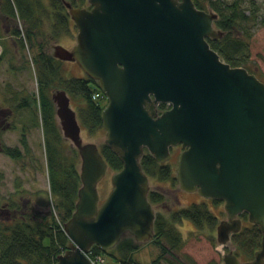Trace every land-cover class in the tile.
<instances>
[{"label":"water","instance_id":"water-1","mask_svg":"<svg viewBox=\"0 0 264 264\" xmlns=\"http://www.w3.org/2000/svg\"><path fill=\"white\" fill-rule=\"evenodd\" d=\"M86 1L87 7L65 3L76 43L54 45L53 56L75 61L106 96L104 143L122 167L98 204L108 164L95 143L82 142L70 96L54 90L58 125L80 157L77 199L62 226L69 242L55 264H90L85 252L92 245L110 249L125 232L138 243L148 240L155 212L141 157L146 149L162 163L176 146L180 188L224 201L217 241L225 244L240 230L244 211L262 233L252 260L240 263L228 251L222 264H264V81L210 47L207 38L224 32L214 27L217 13L193 0ZM159 103L169 107L159 111Z\"/></svg>","mask_w":264,"mask_h":264},{"label":"trees","instance_id":"trees-1","mask_svg":"<svg viewBox=\"0 0 264 264\" xmlns=\"http://www.w3.org/2000/svg\"><path fill=\"white\" fill-rule=\"evenodd\" d=\"M85 1L0 0V38L9 35L17 40L19 47L23 48L38 36L41 37V40L36 42L39 50L33 56L38 89L37 100L46 153L49 192L55 198L62 222L71 216L77 199V189L80 186L76 167L78 152L73 149L68 155L63 151L65 144L55 118L50 89L61 87L70 95L76 105L80 123L89 133L102 127L101 111L104 106L99 100L92 98L94 89L91 84L96 85V82L85 74L64 76L60 65L61 60L47 53L44 50V43L47 40L58 41L69 34L70 17L65 3L79 6ZM193 2L197 8L204 9L202 0H193ZM209 4L217 13L214 25L224 32L218 39L207 38L210 47L216 50L230 66L243 65L246 43L236 35L235 30L238 32L244 29L250 16L244 14L239 1L227 3L223 0H210ZM45 20L48 22L47 30L44 28ZM18 21L23 25V29L18 26ZM5 51L4 48L2 53ZM26 100L23 99L20 105H28ZM157 107L159 111H163L169 105L159 103ZM21 143L27 150L26 141L23 139ZM99 149L108 168L115 171L122 167L120 157L107 144L103 143ZM0 151L13 159L22 157L19 147L8 146L2 141H0ZM140 163L149 177L162 181L175 180L170 164L156 162L146 149ZM21 193L22 191L17 190L13 192L4 207L0 208V264H55L57 255L65 250L69 238L52 216L38 210L29 201L22 206L13 198L15 194ZM148 199L151 203H159L164 197L159 191L150 190ZM216 200L213 199V201ZM183 219L190 220L198 227L214 222L213 215L204 203H192L175 209L171 212L170 219H166L160 213H155L153 235L157 238L164 253L172 255L181 245L182 237L172 223ZM249 239H245L246 251L254 242L253 237ZM139 246L140 244L133 238L127 237L120 239L110 249L105 250L92 245L90 250L94 254L102 253L110 257L116 264H139L133 257L134 251ZM158 262V258L153 260L155 264Z\"/></svg>","mask_w":264,"mask_h":264},{"label":"rangeland","instance_id":"rangeland-1","mask_svg":"<svg viewBox=\"0 0 264 264\" xmlns=\"http://www.w3.org/2000/svg\"><path fill=\"white\" fill-rule=\"evenodd\" d=\"M202 1L204 2V10L216 12L209 4L210 0ZM223 1L227 3L239 1L244 14L250 16V19L244 25V29H240L238 32L235 30L236 35L246 43L244 48L245 63L241 66L249 72L255 73L259 79L264 81V0ZM88 5V2L85 1L79 6L87 7ZM253 9H255V12H253ZM47 25L48 22L45 20L44 28L46 30ZM18 26L23 29V25L19 21ZM214 27L216 26L214 25ZM76 32L77 27L70 19L69 34L58 41L47 40L44 43V50L53 56V47L56 44L71 49L76 43ZM40 40L41 37L38 36L31 43H27L25 47L21 48L17 40L9 35L0 38V107H4L1 114H7L6 121L0 125V141L8 146H17L22 151V157L19 159H13L0 151V208L4 207L5 202L12 197L13 192L16 190L22 191L21 194H15L13 198L22 206L29 201L38 210L52 216L62 226L64 222H62L60 212L56 207L55 198L49 192L46 153L37 100L38 89L33 56L39 50L36 42ZM4 48L6 51L2 53ZM60 65L62 74L66 77L85 74L75 61L61 60ZM96 86L91 84L94 89L93 92L100 93L97 100L105 106L107 103L106 96L101 94ZM59 88L62 89L61 87L50 89V98L51 93ZM23 99H27L28 105H20ZM70 105L77 114L76 105L71 97ZM78 121L80 123L79 118ZM80 126L82 142H93L100 148L106 139L105 129L101 127L89 133L87 129L82 127L81 123ZM23 139L27 143V150L26 147L22 146ZM62 139L65 144L63 151L69 155L76 148L63 135ZM179 151V146L173 147L170 158L165 161L170 164L174 176L176 175L175 166ZM79 166L80 157L77 154V170H79ZM113 172V169L108 168L97 184L98 204L105 199L112 188L111 175ZM150 190L159 191L163 195L162 202L152 203V206L155 213L162 214L166 219H170L171 212L175 209L186 207L192 203H204L213 215L214 222L206 223L201 227L196 226L188 219L172 223L182 237L179 248L172 255L164 253L157 242V238L152 235L148 240L139 243V248L133 253L134 259L139 264H155L153 260L156 258L159 259L157 264H172L173 262H175L173 264H222V257L228 251H232L241 261L247 259L248 254L256 248L257 243L254 241L246 251L242 243L237 242L243 236L239 233L236 237H230L225 244L217 241L216 227L221 220L227 219L223 200L213 201L211 198L202 197L197 191H184L180 188L176 177L175 180L168 179L165 181L149 177ZM242 219V226L251 227L246 214ZM127 237L133 238L131 234L125 232L120 239ZM106 257L109 263L113 262L110 257Z\"/></svg>","mask_w":264,"mask_h":264},{"label":"flooded vegetation","instance_id":"flooded-vegetation-1","mask_svg":"<svg viewBox=\"0 0 264 264\" xmlns=\"http://www.w3.org/2000/svg\"><path fill=\"white\" fill-rule=\"evenodd\" d=\"M179 148H180V150H181V147L179 146ZM246 214V217H247V220H248V214H247V212H241L240 214H238V218L241 220V228H240V230L238 231V232H236V233H232L231 235H230V237L231 238H233V237H236L237 235H238V233L239 234H242L243 236H242V239H240V240H238L237 242L239 243V242H241L242 243V246H244V244H245V239L246 238H250V237H253V241H255V243H257V246H256V248L250 253V254H248V258L247 259H244V260H239L240 261V263H242V262H245V261H250V260H252L253 258H254V254H255V251L256 250H258L260 247H261V245H260V242H261V238H262V233H261V231L259 230V228H258V225L257 224H254V223H252V222H250V224H251V227H248V226H242V223H243V219H242V217L244 216ZM240 216V217H239ZM249 221V220H248ZM244 237V238H243ZM235 239V238H234ZM250 240V239H249ZM236 242V243H237ZM251 255V256H250Z\"/></svg>","mask_w":264,"mask_h":264},{"label":"built area","instance_id":"built-area-1","mask_svg":"<svg viewBox=\"0 0 264 264\" xmlns=\"http://www.w3.org/2000/svg\"><path fill=\"white\" fill-rule=\"evenodd\" d=\"M0 52H1V47H0ZM99 96H100V93H97V92H93L92 94L93 99H96ZM85 255L89 259L90 264H116L114 263V261L109 263L106 255L102 253L94 254L92 253L90 249L87 252H85ZM128 264H135V263H128Z\"/></svg>","mask_w":264,"mask_h":264},{"label":"crops","instance_id":"crops-1","mask_svg":"<svg viewBox=\"0 0 264 264\" xmlns=\"http://www.w3.org/2000/svg\"><path fill=\"white\" fill-rule=\"evenodd\" d=\"M2 108H4V107H0V125H1L3 122H5V121H6V118H7V114H6V115L1 114ZM4 114H5V113H4ZM5 131H7V130H5Z\"/></svg>","mask_w":264,"mask_h":264}]
</instances>
